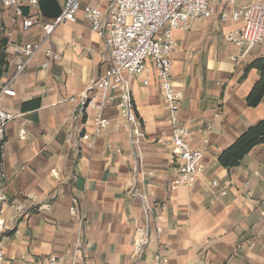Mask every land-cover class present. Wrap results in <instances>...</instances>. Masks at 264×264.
Segmentation results:
<instances>
[{"label":"crops","instance_id":"0c3cea01","mask_svg":"<svg viewBox=\"0 0 264 264\" xmlns=\"http://www.w3.org/2000/svg\"><path fill=\"white\" fill-rule=\"evenodd\" d=\"M38 14L39 23L22 31L11 10L0 12L9 55L14 45L42 42L21 73L12 78L8 66L0 80V88L10 83L15 92L0 95V109L12 117L0 141V222L6 226L0 264L51 257L56 264H264V145L235 167L218 164L264 118V95L256 107L246 104L260 74L245 72L264 47L241 58L224 39L239 24L222 20L220 9L172 32L171 77L182 92L178 116L190 146L203 151L193 184L172 191L178 161L171 158L168 111L153 71L130 81L144 134L139 142L130 143L115 108L102 113L111 125L95 134L93 112L66 100L106 68L105 43L82 9L45 40L42 26L53 18ZM48 50L59 59L43 68ZM24 103L33 107L23 111ZM137 228L149 235L140 257L133 251Z\"/></svg>","mask_w":264,"mask_h":264},{"label":"built area","instance_id":"2783aa9c","mask_svg":"<svg viewBox=\"0 0 264 264\" xmlns=\"http://www.w3.org/2000/svg\"><path fill=\"white\" fill-rule=\"evenodd\" d=\"M39 0H0V6L12 11L22 31L39 23ZM237 0H63L60 14L42 26L44 40L55 28L66 21H73L82 9L92 32L103 39L109 53L108 65L80 94L66 101L80 107L84 113L93 112L95 134L111 125L102 113L115 108L123 119L122 127L127 130L130 143H138L144 136L130 93V81L142 74L154 73L161 98L168 111L171 128L170 154L178 161L176 175L170 190L189 188L202 172L203 151L190 146L192 139L188 128L179 119L182 92L171 77L170 55L176 48L174 30L187 31L197 19L210 18L220 9L222 20L231 19L239 27L224 35V39L240 50V57L248 56L252 50L264 47V0H251L247 6H235ZM102 5V6H101ZM27 8L33 15H24ZM42 42L14 45L8 57V66H13L12 78L16 77L32 60ZM43 68H47L59 56L48 50L44 53ZM234 60H237L236 58ZM148 62L152 64L149 67ZM147 84V80L143 81ZM0 95L15 96L10 83L0 88ZM11 115L0 109V141L4 137ZM24 138V132L20 131ZM84 133L82 139H87ZM206 144L207 140H203ZM217 187V182H211ZM6 226L0 222V236ZM161 232V228H157ZM149 241L147 228H137L133 251L140 257ZM56 264L51 257L42 263Z\"/></svg>","mask_w":264,"mask_h":264},{"label":"trees","instance_id":"16d2710c","mask_svg":"<svg viewBox=\"0 0 264 264\" xmlns=\"http://www.w3.org/2000/svg\"><path fill=\"white\" fill-rule=\"evenodd\" d=\"M1 12V7H0ZM24 15L28 14L27 9L23 10ZM8 55L9 42L5 34V28L0 25V80L8 70ZM249 69H256L260 77L254 84L246 98V104L249 107H256L264 95V56L254 59L245 68V72ZM33 107L32 103H24L22 110ZM264 145V118L249 127L242 133L236 141L226 148L218 157V164L224 168H232L239 164V162L248 154L255 146Z\"/></svg>","mask_w":264,"mask_h":264},{"label":"water","instance_id":"95a60500","mask_svg":"<svg viewBox=\"0 0 264 264\" xmlns=\"http://www.w3.org/2000/svg\"><path fill=\"white\" fill-rule=\"evenodd\" d=\"M38 9L42 14L51 15L52 18L60 14V6L57 0H39Z\"/></svg>","mask_w":264,"mask_h":264},{"label":"rangeland","instance_id":"374dc122","mask_svg":"<svg viewBox=\"0 0 264 264\" xmlns=\"http://www.w3.org/2000/svg\"><path fill=\"white\" fill-rule=\"evenodd\" d=\"M250 2L251 0H237L235 6H247L249 5ZM0 25H1V21H0Z\"/></svg>","mask_w":264,"mask_h":264}]
</instances>
